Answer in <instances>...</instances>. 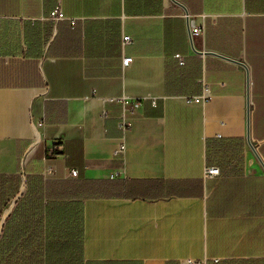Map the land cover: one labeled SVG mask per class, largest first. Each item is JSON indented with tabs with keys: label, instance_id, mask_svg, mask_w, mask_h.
Segmentation results:
<instances>
[{
	"label": "crops",
	"instance_id": "obj_1",
	"mask_svg": "<svg viewBox=\"0 0 264 264\" xmlns=\"http://www.w3.org/2000/svg\"><path fill=\"white\" fill-rule=\"evenodd\" d=\"M1 175L46 264H264V0H0Z\"/></svg>",
	"mask_w": 264,
	"mask_h": 264
},
{
	"label": "trees",
	"instance_id": "obj_2",
	"mask_svg": "<svg viewBox=\"0 0 264 264\" xmlns=\"http://www.w3.org/2000/svg\"><path fill=\"white\" fill-rule=\"evenodd\" d=\"M21 180L16 176H0V223L4 210L16 198L20 191ZM28 191V196L31 195ZM40 188L32 198L23 196L16 203L14 212L3 226L0 239V264H46L48 261L47 247L43 245L40 235L44 231L62 229L68 226L60 221L64 210L49 209L43 212ZM54 216L57 220L54 221ZM80 225V226H79ZM83 213L80 223L75 222L74 228L82 231Z\"/></svg>",
	"mask_w": 264,
	"mask_h": 264
},
{
	"label": "built area",
	"instance_id": "obj_3",
	"mask_svg": "<svg viewBox=\"0 0 264 264\" xmlns=\"http://www.w3.org/2000/svg\"><path fill=\"white\" fill-rule=\"evenodd\" d=\"M50 18L52 20H54V21H59V20L64 19V15H63L60 7L57 8L51 14ZM189 25H190V29H191L192 36H196V35H198L200 33H204V28L203 29H200V28L196 27L194 21H190L189 22ZM130 42H132V39L129 36H124L123 37V43L124 44L130 43ZM175 58L178 60L180 66H183L184 65V57L183 56L176 55ZM122 63H123V66L124 67H127V66H129L132 63V58L124 57ZM207 91H208L207 88H205L204 89V95L203 96L187 97L186 98V103L187 104H202V103H205L209 99V96L206 95ZM116 101L119 102L122 105L123 108H125L127 106H130L133 109H136L139 106H141V103L139 101H132V100H129L127 98H121V99H118ZM152 105L154 107L157 106L155 100H153ZM106 116H107V114L105 112L104 113V117H106ZM119 127H120V129L123 132H127L130 129V123L128 122V120L126 119V117H125L124 114L120 118ZM125 151H126V146L124 144H122L115 151V156H122V155L125 154ZM52 155H54V152L52 153ZM204 174H205V177L206 178H216V177H219L221 175V172H220V169L217 168V167H207L205 169ZM71 175L73 177H77L78 172L77 171H72ZM189 264H194V263L189 262Z\"/></svg>",
	"mask_w": 264,
	"mask_h": 264
},
{
	"label": "water",
	"instance_id": "obj_4",
	"mask_svg": "<svg viewBox=\"0 0 264 264\" xmlns=\"http://www.w3.org/2000/svg\"><path fill=\"white\" fill-rule=\"evenodd\" d=\"M175 3H177L176 1H174ZM179 5V4H178ZM184 10H185V13H186V18L188 19V24H187V32H188V37H189V41H190V43L191 44H193V40H192V33H191V29H190V25H189V22H190V20H189V15H188V12H187V10L185 9V8H183ZM193 50L196 52V50L193 48ZM213 55H216V56H219V57H222V56H220V55H218V54H213ZM222 58H224V57H222ZM225 59H227V58H225ZM248 126H249V110H248ZM249 129V128H248ZM247 143H248V145L250 146V147H252V144H251V142H250V133H249V131H248V134H247ZM10 215V214H9ZM8 215V216H9ZM8 218V217H7ZM7 218H6V220H7ZM3 220V217L1 218V221ZM4 224L6 223V221H4L3 222ZM3 224V225H4ZM3 225H2V229H3Z\"/></svg>",
	"mask_w": 264,
	"mask_h": 264
},
{
	"label": "rangeland",
	"instance_id": "obj_5",
	"mask_svg": "<svg viewBox=\"0 0 264 264\" xmlns=\"http://www.w3.org/2000/svg\"><path fill=\"white\" fill-rule=\"evenodd\" d=\"M12 203H13V201L8 205V207L4 210V212L5 213H3V220L2 221H5V214H7L8 212H10L11 210H12ZM5 218V219H4ZM7 221V220H6ZM2 223H0V239H1V236H2V231H3V229H2V225H1ZM5 225V224H4ZM3 225V226H4Z\"/></svg>",
	"mask_w": 264,
	"mask_h": 264
},
{
	"label": "bare ground",
	"instance_id": "obj_6",
	"mask_svg": "<svg viewBox=\"0 0 264 264\" xmlns=\"http://www.w3.org/2000/svg\"><path fill=\"white\" fill-rule=\"evenodd\" d=\"M8 215H9V213H7V216H8ZM4 219H5V218H4ZM3 222H4V221H2V224H1V225H3Z\"/></svg>",
	"mask_w": 264,
	"mask_h": 264
}]
</instances>
